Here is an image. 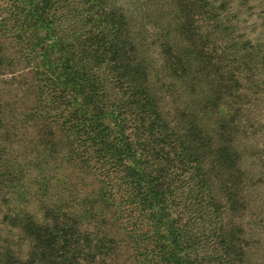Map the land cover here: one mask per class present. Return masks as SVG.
Listing matches in <instances>:
<instances>
[{
	"label": "trees",
	"instance_id": "16d2710c",
	"mask_svg": "<svg viewBox=\"0 0 264 264\" xmlns=\"http://www.w3.org/2000/svg\"><path fill=\"white\" fill-rule=\"evenodd\" d=\"M50 1L55 6L65 4L69 8L90 0ZM17 2L12 0L14 10L10 16L0 17V77L7 76L4 73L11 66L7 76L10 78L0 82H9L7 88L10 81L15 82L13 71L17 62L14 58L8 61L1 52L6 47H18L37 76L28 87L23 88L24 84L18 87L37 89L39 109L43 113L40 124L30 114L34 125H29L24 109L15 110L10 103H0V129L6 128L0 139L11 140V131L20 135L27 127H35L36 137L31 143L39 147L32 150L33 154L41 156L42 150L54 159L61 157V165L77 171L78 183L91 181L95 187L84 193L81 205H86L87 211L84 209L82 214L70 218L61 210L44 208V223H23L28 247L25 259L14 262L3 253L0 264H118L120 255L124 254V241L129 243V248L144 253L145 264H245L248 251L238 236L239 231L229 223L233 213L245 210V199L234 191L242 174L238 163L242 125L237 123V117L243 108L234 101L232 110L227 99H223L226 94L219 92L209 74L215 67H212L215 55L207 51L203 55L199 48L204 47L196 46L194 35L180 28V48L173 49L165 40L162 42V66L159 65V72L154 71L160 79L156 80L154 74L151 79L159 61L150 57V49L146 48L148 39L141 41L140 47L133 40L137 30L125 16L103 10L89 15L93 7L88 6L85 19L75 15L68 20L63 13L58 19L50 14L47 0L41 12L33 5L35 17H24L16 11ZM60 8L67 11V7ZM55 22L61 23L57 31L53 29ZM30 28L34 31L28 32ZM69 39L75 43H66ZM197 39L210 43L206 35ZM190 52L193 60L187 62ZM61 53L69 57L61 59ZM174 53L177 57H173ZM161 74L181 78L194 94L193 98L198 99L199 110L186 104L180 114L174 115L165 104L171 93L156 89L157 82L165 84ZM121 94L130 95L131 101H123ZM223 100L229 108L228 116L225 107H220ZM7 108L9 113L25 114L11 118L12 130L5 123ZM52 110L59 111V119L64 117L65 124L60 125L57 114L55 118L49 115ZM107 120L113 127L105 123ZM20 149L25 156L32 154L24 143ZM75 177L69 176L70 185L66 182L63 188L67 198L68 188L73 191L78 187L73 183ZM209 188L213 190L208 191L209 196L213 194L210 199L206 195ZM181 192L187 194L189 201H180ZM180 202L185 210L189 204L197 205L199 212L201 205L207 208L206 205H213L218 220L214 218L215 224L211 223L212 240H207L206 235L203 239L199 231L192 234L196 219L190 217L184 222L185 214L192 216L197 210L179 212L172 219L169 212ZM128 203L148 206L141 209L140 231L130 232L120 241L114 235L121 232L113 230L106 214L114 212L115 221L119 214L113 210L115 205ZM149 207L151 210H147ZM99 210L104 216L99 217ZM149 212L151 217L143 216ZM84 224L92 231L85 229ZM146 225L151 236L143 230ZM6 259L8 262L4 263Z\"/></svg>",
	"mask_w": 264,
	"mask_h": 264
},
{
	"label": "rangeland",
	"instance_id": "374dc122",
	"mask_svg": "<svg viewBox=\"0 0 264 264\" xmlns=\"http://www.w3.org/2000/svg\"><path fill=\"white\" fill-rule=\"evenodd\" d=\"M46 1L18 0V10L16 11H19L24 17H35L32 14L33 5L38 6L39 12H41V9L46 5ZM48 1L50 14L57 15L58 19L62 17V13L68 20L75 15L85 19L87 11L90 10L88 6L93 7V12L89 15H96L99 10H103L104 13H117L119 16L130 19L133 27L137 30L134 33L133 40L138 45H142L141 41L148 39L146 48L150 49V57L159 61L152 71L151 79L154 71L159 72V65L162 61L160 47L164 46V40L166 44L173 46V49L180 48L182 41L179 37L180 34L178 35L180 28L182 31L194 35L192 40L197 43L194 42V44L197 47H204L199 48L202 50L203 55L206 51L215 55L213 62L215 65L212 64V67H215L212 68L209 74L216 81L219 92L226 94L223 99H227L231 109L234 110V101L239 105L241 104L243 108L239 117H237V123L242 125L241 135L238 137V141L240 140V159L238 163L241 164L242 174L240 173V177H238L237 189L234 191L245 199V210L233 213L229 218V223L239 231L238 236L243 240L242 243L248 251L245 264H264V0H90L85 4L80 3L79 7L70 6L68 8L67 5L60 4L65 9L67 7L65 12L61 10L60 6H55L50 0ZM13 10L12 0H0V11H2L0 17L10 16ZM71 20L73 22V19ZM60 24L55 22L53 29L57 31ZM32 31L34 29L30 28L28 32ZM199 35L208 36L210 43L205 40L199 41L197 39ZM66 43L74 44L75 42L69 39ZM0 44H2L1 41ZM143 48L145 50V47ZM1 53L8 61L10 58H14L17 62V69L13 71L16 80L14 83L10 81L9 88H7L9 82H0V103H10L15 106V110L24 109L29 125H34L29 116L30 114L36 116L37 123L40 124L39 119L43 112L39 109V93L37 89H23L35 81L37 76L33 74L34 68L19 53L18 47L3 48ZM176 54L174 53L173 57H177ZM172 55H169V57L173 62L175 60L172 59ZM183 55L186 56L187 54ZM67 57L69 56L61 53V59L65 60ZM188 58L190 60L188 59L187 62L193 60L191 52ZM203 63L204 65L207 64L205 61ZM10 68L6 69L5 75H9ZM169 74L168 76L161 74L166 85L160 80L161 82H157L156 89L162 91V93H171L173 98L168 97L165 104L169 105L173 114H180L179 111L184 110L186 104L187 107L192 106L193 109L199 110L198 104L200 103L196 101L198 99L193 98L194 94L187 89V85L183 80L171 77ZM7 76H1L0 80H8L10 77ZM157 79H160L158 75H156ZM18 84L20 86L24 84V87L19 88ZM168 85L171 87L170 90ZM236 94L242 95L240 98L233 99L232 95ZM129 96L121 94L119 97L123 101L127 100L129 102L132 99ZM224 100L220 107H225L228 116L230 112ZM8 110L9 108L6 110L5 123L7 125H5L9 127V130H12L13 126L9 125L11 118L25 116V114L21 111L9 113ZM58 112V110H52L49 115L55 118L57 114L60 125L65 124L64 117L59 119ZM105 123L113 127L112 122L109 120ZM5 129H0V137L6 131ZM35 129V127L29 126L23 133H20L21 136L11 131V140L6 137L0 139V254H8L10 257L7 259L11 258L14 262L19 263L23 262L28 251L25 242L26 228L24 230L23 223L27 221H34L38 224L44 223L45 219H43L42 213L44 208L61 210L70 218L78 215L79 212L82 214L84 209L87 211L86 205H81L82 200L85 198L84 193L95 187V184L91 181L86 182L87 185L81 182L78 183L77 171L74 168L70 169L68 166L61 165V157L54 159V156H50L49 153H44L42 150L40 151L41 156L34 155L32 150L39 147V144L35 146L33 144L32 146L31 143L34 142V137H36ZM57 135H59L58 132ZM11 143H14L13 147ZM23 143L29 146L32 154L25 156L23 149H20V147H23ZM14 150H18V153H15ZM232 167H235L234 163H232ZM72 175L76 176L73 183H76L78 187L74 188L73 191L69 187L67 198L63 188L66 187V182L70 185L68 178ZM112 187L114 186L112 185ZM210 190L212 189L206 190L207 196H209L208 191ZM197 194L198 190L195 192V195ZM179 197L180 201H189L190 199L183 192L179 194ZM180 203L173 205L171 212H169L172 214V219H176L179 212L187 213L191 208L193 213L197 210L192 216L191 214H185L184 222H188L190 217L196 219L192 234L199 231L203 239L206 235V237L209 236L207 240H212L211 237L214 232L212 224H215L214 218H216L213 214L214 210L211 208L213 205H206L209 208L201 205L203 208L199 212L197 205L189 204L185 210L183 203L181 205ZM147 206L131 205V203L115 205L116 209L113 208V210L119 213L117 220L114 221V212L106 214L109 217L110 225L114 226L113 230L121 232V234H115L114 236L121 241L122 236H126L130 232L137 233V231H140L138 224L143 221L138 219L140 213ZM156 208L158 209V206ZM147 210H151L150 207ZM98 212L100 213L99 217L104 216L101 210ZM149 213L143 216L149 218L152 212ZM124 217L126 219L122 220ZM165 221H169V219L166 220L165 218ZM85 227L88 231H92L87 225ZM143 230L151 236L148 233L151 232L148 225L143 227ZM122 251L124 254L120 255L121 258L117 261L118 264H145L142 257L144 253L142 251L140 253L137 248H129V243L125 241L123 242ZM7 259L4 263L8 262Z\"/></svg>",
	"mask_w": 264,
	"mask_h": 264
}]
</instances>
